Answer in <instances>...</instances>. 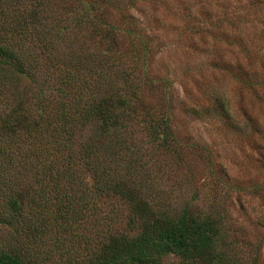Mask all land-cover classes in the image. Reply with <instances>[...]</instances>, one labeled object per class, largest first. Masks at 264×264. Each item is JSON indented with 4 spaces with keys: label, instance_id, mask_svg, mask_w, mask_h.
<instances>
[{
    "label": "trees",
    "instance_id": "obj_1",
    "mask_svg": "<svg viewBox=\"0 0 264 264\" xmlns=\"http://www.w3.org/2000/svg\"><path fill=\"white\" fill-rule=\"evenodd\" d=\"M25 1L0 0V264H240L214 218L159 198L136 134L165 152L175 136L143 99L140 56L127 66L88 11L67 26L48 1ZM97 39L102 54L86 47ZM111 196L129 206V231L104 229L97 201Z\"/></svg>",
    "mask_w": 264,
    "mask_h": 264
},
{
    "label": "rangeland",
    "instance_id": "obj_2",
    "mask_svg": "<svg viewBox=\"0 0 264 264\" xmlns=\"http://www.w3.org/2000/svg\"><path fill=\"white\" fill-rule=\"evenodd\" d=\"M46 1L63 25L88 11L89 22L94 16L114 30L127 66L131 52L140 56L143 99L172 120L175 136V152L158 150L143 129L135 138L165 191L160 200L210 215L221 251L240 264H264V0ZM86 47L102 54L110 42ZM97 203L102 218L110 215L105 230L129 231L124 201ZM92 222L83 226L87 237ZM161 264L182 262L171 256Z\"/></svg>",
    "mask_w": 264,
    "mask_h": 264
}]
</instances>
